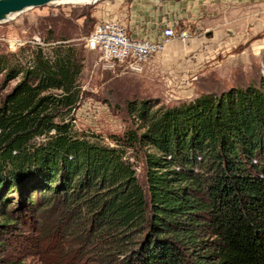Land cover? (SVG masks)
Returning <instances> with one entry per match:
<instances>
[{"label":"trees","instance_id":"1","mask_svg":"<svg viewBox=\"0 0 264 264\" xmlns=\"http://www.w3.org/2000/svg\"><path fill=\"white\" fill-rule=\"evenodd\" d=\"M81 71L70 44L25 66L0 55L1 87L15 81L0 100V252L21 223L95 264H264V77L128 102L139 127L105 142L70 116Z\"/></svg>","mask_w":264,"mask_h":264},{"label":"rangeland","instance_id":"2","mask_svg":"<svg viewBox=\"0 0 264 264\" xmlns=\"http://www.w3.org/2000/svg\"><path fill=\"white\" fill-rule=\"evenodd\" d=\"M121 1L132 0H65L0 22V55L12 65H28L37 47L51 56L58 45L73 46L82 63L78 78L81 96L70 116L79 132L101 135L110 142L109 135H123L140 125L129 113L128 102L148 100L155 108L173 106L201 93H219L264 77V0H201L208 5L199 11V31L186 40L174 38L164 52L144 64L141 73L121 72L118 67L107 70L99 53L85 46V37L98 21L117 18ZM14 83L2 88L0 80V100ZM127 156L144 182L143 162L132 150ZM20 225L4 241L2 259L26 264H76L80 257L77 264H95L91 254L80 253L74 244L50 239L41 243L33 238L28 224Z\"/></svg>","mask_w":264,"mask_h":264},{"label":"built area","instance_id":"3","mask_svg":"<svg viewBox=\"0 0 264 264\" xmlns=\"http://www.w3.org/2000/svg\"><path fill=\"white\" fill-rule=\"evenodd\" d=\"M187 30H177L174 25H166L157 38L137 37L128 32L125 24L112 17L98 21L90 34L85 37V46L100 55L105 69L121 72L141 73L144 64L160 54L166 44L174 38L188 39Z\"/></svg>","mask_w":264,"mask_h":264},{"label":"crops","instance_id":"4","mask_svg":"<svg viewBox=\"0 0 264 264\" xmlns=\"http://www.w3.org/2000/svg\"><path fill=\"white\" fill-rule=\"evenodd\" d=\"M207 5L201 0H162L160 3L147 0L121 1L116 17L125 24L129 33L137 37L155 39L166 25L187 30L190 37H194L192 34L199 31V11ZM172 41L166 44L162 52Z\"/></svg>","mask_w":264,"mask_h":264},{"label":"water","instance_id":"5","mask_svg":"<svg viewBox=\"0 0 264 264\" xmlns=\"http://www.w3.org/2000/svg\"><path fill=\"white\" fill-rule=\"evenodd\" d=\"M59 1L64 0H0V22L6 21L10 16L18 15L28 9Z\"/></svg>","mask_w":264,"mask_h":264},{"label":"bare ground","instance_id":"6","mask_svg":"<svg viewBox=\"0 0 264 264\" xmlns=\"http://www.w3.org/2000/svg\"><path fill=\"white\" fill-rule=\"evenodd\" d=\"M65 1V0H64ZM70 1V0H69ZM72 1V0H71ZM73 1H76V2H79V3H92L94 2L95 0H73ZM60 2V1H59ZM15 15H12L10 16L8 19H10L11 17H13Z\"/></svg>","mask_w":264,"mask_h":264}]
</instances>
